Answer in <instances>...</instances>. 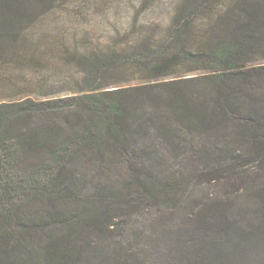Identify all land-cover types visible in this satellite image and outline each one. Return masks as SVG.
Masks as SVG:
<instances>
[{
  "label": "trees",
  "instance_id": "16d2710c",
  "mask_svg": "<svg viewBox=\"0 0 264 264\" xmlns=\"http://www.w3.org/2000/svg\"><path fill=\"white\" fill-rule=\"evenodd\" d=\"M174 11L158 40L142 33L128 46L80 53L93 59V70H79L92 72L93 85L71 96L37 98L45 94L36 78L8 64L35 65L42 41L24 49L19 37L0 34V264H29L27 251L42 242L45 262L30 264H152L153 252L119 227L116 186L73 201L72 209L60 201L68 190L61 183L74 170L108 172L149 157L153 144L139 141L151 128L174 149L185 140L209 155L228 152L235 171L229 194L250 192V202L264 209L262 174L250 172L264 161V0H179ZM178 188L166 181L157 194L174 200L184 193ZM227 200L199 208L201 223L212 225L214 214L232 223L235 202ZM45 230L54 237L39 242ZM83 230L97 239L80 250L69 238Z\"/></svg>",
  "mask_w": 264,
  "mask_h": 264
},
{
  "label": "rangeland",
  "instance_id": "374dc122",
  "mask_svg": "<svg viewBox=\"0 0 264 264\" xmlns=\"http://www.w3.org/2000/svg\"><path fill=\"white\" fill-rule=\"evenodd\" d=\"M178 1L0 0V34L6 33L12 39L19 37V46L24 49L38 40L43 43L35 65H8L17 75L36 78V90L45 94L36 96L39 99L71 96L81 88L90 89L92 72L86 75L79 70L83 65L88 71L93 70V59L82 60L79 54L128 46L142 33L141 36L154 35L158 40L170 31ZM139 143L153 144L149 157L138 162L128 159L108 172L96 168L70 172V178L61 183L68 187L66 195L60 194V201L65 204L61 207L70 205L72 209L76 206L73 201L95 200L110 190L108 185H114L121 190L119 203L123 205L114 209L117 221L121 222L119 227L126 230L127 239L139 241L141 247L153 252L152 264H264V209L250 202V192L229 194L235 171L229 168L228 152L215 151L209 155L208 148H194L185 140L180 149H174L153 128ZM141 146L136 150L139 155L143 153ZM225 153L220 161L219 155ZM259 161L250 172L262 174L259 183L264 186V161L260 164ZM219 169L225 172L220 173ZM166 181L178 185L184 193L174 200L161 198L157 193H162L160 188ZM215 197L235 202L234 207L228 208L232 223L219 214L209 215L213 221L208 226L198 219L199 208L214 202ZM137 204L140 207L135 209ZM48 207L45 201L43 210ZM129 212L130 215L122 216ZM50 233L53 232H42L39 242L52 240L54 236ZM91 237L96 241L95 234ZM92 238L83 230L69 241L81 250L84 242H95ZM43 246V242L35 245V255L32 249L27 251L31 256L29 264L37 260L45 262V254L40 256ZM74 264H81L80 258Z\"/></svg>",
  "mask_w": 264,
  "mask_h": 264
}]
</instances>
